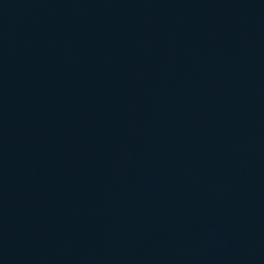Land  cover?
Returning <instances> with one entry per match:
<instances>
[{
    "label": "water",
    "instance_id": "obj_1",
    "mask_svg": "<svg viewBox=\"0 0 264 264\" xmlns=\"http://www.w3.org/2000/svg\"><path fill=\"white\" fill-rule=\"evenodd\" d=\"M264 126V0H0V264H130Z\"/></svg>",
    "mask_w": 264,
    "mask_h": 264
}]
</instances>
